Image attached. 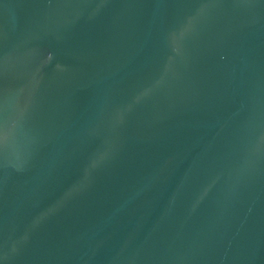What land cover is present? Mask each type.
<instances>
[{
	"label": "water",
	"instance_id": "1",
	"mask_svg": "<svg viewBox=\"0 0 264 264\" xmlns=\"http://www.w3.org/2000/svg\"><path fill=\"white\" fill-rule=\"evenodd\" d=\"M0 264H264V0H0Z\"/></svg>",
	"mask_w": 264,
	"mask_h": 264
}]
</instances>
